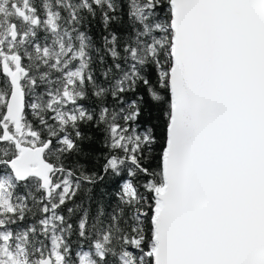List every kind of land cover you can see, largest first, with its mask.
Masks as SVG:
<instances>
[{"label":"snow or ice","instance_id":"snow-or-ice-1","mask_svg":"<svg viewBox=\"0 0 264 264\" xmlns=\"http://www.w3.org/2000/svg\"><path fill=\"white\" fill-rule=\"evenodd\" d=\"M0 264H264V0H0Z\"/></svg>","mask_w":264,"mask_h":264},{"label":"trees","instance_id":"trees-1","mask_svg":"<svg viewBox=\"0 0 264 264\" xmlns=\"http://www.w3.org/2000/svg\"><path fill=\"white\" fill-rule=\"evenodd\" d=\"M113 28L123 34V29L119 25H114ZM102 33V27L98 23L93 22L91 24V27L89 28V34L93 37V41L97 45H100L102 43ZM82 103H84L86 106H89L91 104V101H82ZM158 116L159 112L156 109H152L151 111L146 110L140 118V123L141 125H155L158 122ZM85 131L89 130L85 129ZM157 132H159V129H157ZM85 147L86 150L92 153L93 157L99 158V162H96L95 159H89V161H87L89 169L99 171L100 164L103 162L102 154L106 151V149H104L101 145L99 136L96 137V139L91 145H86ZM118 192L119 183L116 179L109 176L105 177L103 181L97 183L91 192H79L78 195L74 198V200L77 204L82 203L85 208L90 207L93 214L95 213L98 203L101 202L104 204L106 211L111 212L112 209L119 203L117 198ZM89 201L91 202L90 204ZM69 206L72 205L70 204ZM64 214L67 215L66 210ZM78 215L79 213H77V216ZM75 220L76 217H72L70 222L74 223ZM71 239L75 241L76 237L73 236Z\"/></svg>","mask_w":264,"mask_h":264}]
</instances>
